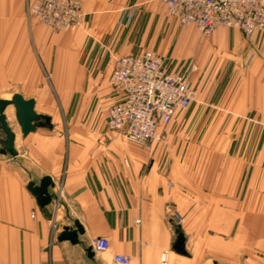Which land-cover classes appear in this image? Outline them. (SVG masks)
<instances>
[{
	"label": "crops",
	"instance_id": "crops-1",
	"mask_svg": "<svg viewBox=\"0 0 264 264\" xmlns=\"http://www.w3.org/2000/svg\"><path fill=\"white\" fill-rule=\"evenodd\" d=\"M83 2L86 12L83 21L68 30L55 32L29 21L26 0H0V67L33 72V84L39 93H27L22 87L19 91L24 98L35 99L36 111L37 100L51 101L53 95L63 110L65 102H71L82 84H98L101 77H109L112 70L109 53L137 51L145 47L146 36L157 38L166 29H172L165 16L170 15L168 8L160 0ZM220 33L218 30L213 37ZM259 47L261 44L252 45L255 50L251 51L257 52ZM23 80L19 76L17 81L25 85ZM105 90L111 107L117 101V94L111 87ZM219 95L221 100L233 105L221 108V115H264V60L254 55L247 63L238 62L229 68L221 79ZM10 107L6 110L8 122ZM37 112L53 120L52 113ZM242 122V131L264 133V122L263 126ZM239 128L238 123L230 130L238 132ZM48 129L38 127L22 135V139L13 130L18 155L0 153V264H79L73 252L85 254V245L101 236L107 237L110 243L104 264H119L114 261L116 254L129 255L130 264H160L164 251H168L169 264H209L216 259L234 264L231 258L199 253L200 246L197 248V241L186 231L187 255L174 251L175 239L166 223L164 194L157 188L149 191L142 181H134L133 175L140 174L141 168L115 149L120 147L117 142L53 136ZM238 142L239 138L234 137L226 146L224 162H234L238 157L234 154ZM256 145L259 147V141ZM45 175L51 176L54 182L49 188L53 198L41 207L27 185L31 180L40 185ZM242 193L240 188L233 195ZM230 210L243 211L244 205L237 204ZM76 219L85 229L79 235L81 244L59 241L63 228H75ZM239 240L253 244L261 238L241 234ZM198 243L201 245L203 241ZM235 261L264 264V251H242Z\"/></svg>",
	"mask_w": 264,
	"mask_h": 264
},
{
	"label": "rangeland",
	"instance_id": "rangeland-1",
	"mask_svg": "<svg viewBox=\"0 0 264 264\" xmlns=\"http://www.w3.org/2000/svg\"><path fill=\"white\" fill-rule=\"evenodd\" d=\"M165 16L172 29H166L158 39L146 36L145 47L141 49L154 50L165 58L168 67L185 73L192 82L196 96L190 106L178 113L168 125L161 142L142 146L108 127L111 100L105 89L113 88L111 72L108 78L101 77L98 84H82L71 102H65V110L53 95L51 101L37 100V111L45 110L53 114L52 127L48 129L53 136L62 134L69 139L117 142L120 147L115 149L122 151L125 158H131L135 167L141 168L140 174L136 177L133 175L134 181H142L149 191L157 188L164 194L166 223L174 239L176 229L180 227L183 233L186 231L197 241L195 244L197 248L200 246L199 253L202 255L231 258L237 264L235 257L242 251H264V133L242 131L240 125L244 120L263 126L264 115H221V108L233 105L220 99L219 86L228 69L236 63H247L254 55L264 60V35L258 32L247 35L237 27L230 26H220L211 34L203 35L196 24L180 25L174 16ZM29 21L55 32L79 24L58 31L36 19ZM218 30L221 33L213 37ZM152 44L153 47H149ZM257 44L262 47L257 48V52L251 51V46ZM109 54L112 61L115 54ZM32 74L27 69L0 67V98L10 99L15 93H20L21 87L27 89V93H39L37 85L33 84ZM19 76L24 79L25 85L18 83ZM8 115L11 127L22 139L23 133L14 109ZM238 123L239 131L231 132V127ZM3 136L5 133L0 130V138ZM234 137L239 138L234 151L237 160L224 162L226 146ZM139 162L142 165H138ZM240 188H243L242 195H233ZM237 204L244 205V210H230ZM241 234L256 235L261 241L253 244L238 241ZM198 240L203 243L200 245ZM73 254L78 256L79 264H104L107 255L96 253L93 260L88 258L86 251L85 254ZM213 261L209 264H213Z\"/></svg>",
	"mask_w": 264,
	"mask_h": 264
},
{
	"label": "built area",
	"instance_id": "built-area-1",
	"mask_svg": "<svg viewBox=\"0 0 264 264\" xmlns=\"http://www.w3.org/2000/svg\"><path fill=\"white\" fill-rule=\"evenodd\" d=\"M180 25L194 23L203 35L220 26L237 27L249 35H264V0H161ZM28 19H36L58 31L80 23L86 16L82 0H26ZM111 83L117 101L110 107L108 127L142 146L161 142L168 125L186 110L196 91L183 72L168 67L165 58L151 49H139L112 59ZM95 253H107V237L94 238ZM114 261L130 264L126 254ZM160 264H169L164 251Z\"/></svg>",
	"mask_w": 264,
	"mask_h": 264
},
{
	"label": "water",
	"instance_id": "water-1",
	"mask_svg": "<svg viewBox=\"0 0 264 264\" xmlns=\"http://www.w3.org/2000/svg\"><path fill=\"white\" fill-rule=\"evenodd\" d=\"M35 99H26L20 93H15L10 99L0 98V130L5 133L3 139L0 140L1 148L0 153L10 154L12 156H17L18 151L15 147L16 133L8 122L6 115V110L8 107L13 106L15 118L18 125L21 128L23 135H28L30 132L35 131L38 127H52L51 116L38 113L35 110ZM54 186L52 177L45 175L40 181V185H36L33 180L29 181L27 188L33 193L41 207H45L52 201V194L49 188ZM74 226H65L63 231L58 236L59 241L68 240L72 244H81L79 239L80 234L85 233V229L79 220L74 221ZM177 235L173 242V249L179 254L187 255L185 247V235L180 230V227L176 229ZM88 258L95 259L96 253L93 251L92 247L88 245L84 248ZM213 264H229L225 262H219L217 260L213 261Z\"/></svg>",
	"mask_w": 264,
	"mask_h": 264
},
{
	"label": "bare ground",
	"instance_id": "bare-ground-1",
	"mask_svg": "<svg viewBox=\"0 0 264 264\" xmlns=\"http://www.w3.org/2000/svg\"><path fill=\"white\" fill-rule=\"evenodd\" d=\"M8 111H12L13 112V110H11V109H9Z\"/></svg>",
	"mask_w": 264,
	"mask_h": 264
}]
</instances>
